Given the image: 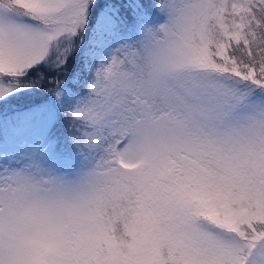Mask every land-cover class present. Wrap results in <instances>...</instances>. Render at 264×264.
<instances>
[{"label":"snow or ice","instance_id":"obj_1","mask_svg":"<svg viewBox=\"0 0 264 264\" xmlns=\"http://www.w3.org/2000/svg\"><path fill=\"white\" fill-rule=\"evenodd\" d=\"M0 264H264V0H0Z\"/></svg>","mask_w":264,"mask_h":264},{"label":"trees","instance_id":"obj_2","mask_svg":"<svg viewBox=\"0 0 264 264\" xmlns=\"http://www.w3.org/2000/svg\"><path fill=\"white\" fill-rule=\"evenodd\" d=\"M70 70H71V67H70Z\"/></svg>","mask_w":264,"mask_h":264}]
</instances>
